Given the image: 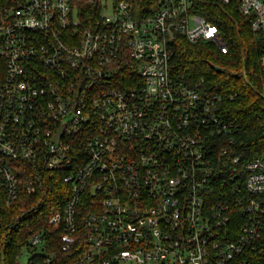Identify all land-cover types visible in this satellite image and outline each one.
Listing matches in <instances>:
<instances>
[{
  "label": "built area",
  "instance_id": "built-area-1",
  "mask_svg": "<svg viewBox=\"0 0 264 264\" xmlns=\"http://www.w3.org/2000/svg\"><path fill=\"white\" fill-rule=\"evenodd\" d=\"M203 1L162 0L141 20L114 0L1 16L0 209L61 178L70 198L50 224L72 264H264V153L233 150L220 109L234 94L171 68L180 36L229 50ZM236 1L264 33V0Z\"/></svg>",
  "mask_w": 264,
  "mask_h": 264
},
{
  "label": "trees",
  "instance_id": "trees-1",
  "mask_svg": "<svg viewBox=\"0 0 264 264\" xmlns=\"http://www.w3.org/2000/svg\"><path fill=\"white\" fill-rule=\"evenodd\" d=\"M23 1L0 0V16ZM114 1L127 2L136 20L155 15L162 3V0ZM195 9L219 27L229 50L224 54L211 41L191 44L184 37H177L171 43L172 72L184 76L190 83L204 81L212 92L234 94L220 109L223 119L235 127L232 148L242 160L259 157L264 153V71L261 67L264 33L252 30L253 18L241 13L236 0L230 4L205 0ZM0 62L3 64L1 59ZM53 181L54 187L48 188L45 194L39 191L29 194L23 188L17 203L0 209V264H23V251L28 254L27 264H72L78 259L74 252L62 250L63 225L50 224L52 215L62 212L70 198L63 180L58 177ZM34 235L41 237L40 244L31 243ZM48 259L51 261L46 263Z\"/></svg>",
  "mask_w": 264,
  "mask_h": 264
},
{
  "label": "rangeland",
  "instance_id": "rangeland-1",
  "mask_svg": "<svg viewBox=\"0 0 264 264\" xmlns=\"http://www.w3.org/2000/svg\"><path fill=\"white\" fill-rule=\"evenodd\" d=\"M0 22H1V16H0ZM22 253L23 254H22V257H21V263L26 264V262H27L26 260H27L28 254H27L26 251H23Z\"/></svg>",
  "mask_w": 264,
  "mask_h": 264
},
{
  "label": "water",
  "instance_id": "water-1",
  "mask_svg": "<svg viewBox=\"0 0 264 264\" xmlns=\"http://www.w3.org/2000/svg\"><path fill=\"white\" fill-rule=\"evenodd\" d=\"M217 71H221V68L213 66Z\"/></svg>",
  "mask_w": 264,
  "mask_h": 264
}]
</instances>
